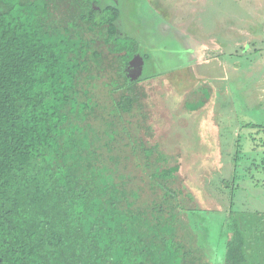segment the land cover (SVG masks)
<instances>
[{"label":"trees","instance_id":"obj_1","mask_svg":"<svg viewBox=\"0 0 264 264\" xmlns=\"http://www.w3.org/2000/svg\"><path fill=\"white\" fill-rule=\"evenodd\" d=\"M103 1L0 0V264H205L181 233L180 165L127 118L149 30Z\"/></svg>","mask_w":264,"mask_h":264},{"label":"rangeland","instance_id":"obj_2","mask_svg":"<svg viewBox=\"0 0 264 264\" xmlns=\"http://www.w3.org/2000/svg\"><path fill=\"white\" fill-rule=\"evenodd\" d=\"M109 1L134 23L157 9V42L143 30L153 59L133 70L144 97L127 118L164 166L180 165L181 233L205 264H226L230 242L237 264H264V0H138L135 12Z\"/></svg>","mask_w":264,"mask_h":264},{"label":"crops","instance_id":"obj_3","mask_svg":"<svg viewBox=\"0 0 264 264\" xmlns=\"http://www.w3.org/2000/svg\"><path fill=\"white\" fill-rule=\"evenodd\" d=\"M146 0H140V3L142 4V2H145ZM149 2H150V0H149ZM147 3V1L145 2V4ZM130 4L132 5V7H133V11H134V7L137 5L138 7H139V2H138V0H130ZM142 8V7H141ZM150 11H151V14H152V17L151 16H148V15H146V14H140L139 16L140 17H138L137 16V14L135 15V19H136V22H139V24L140 25H143V26H146L147 27V29L150 31V30H152V34H153V38H155L154 40H155V43L157 42V29L160 27V25L158 24V22H157V9L155 8V10H151L150 9ZM135 12V11H134ZM162 21V20H161ZM132 22V21H131ZM134 22V21H133ZM149 22H152V23H149ZM127 25H129V26H126V28H128L127 30H129V29H132L131 27H133V28H135L136 26H134V25H131V24H127ZM139 25V26H140ZM165 26V25H164ZM163 26V28H165ZM146 38H148L147 36H146ZM151 53V52H150ZM150 53H148L147 52V50H144L143 51V55H144V58L145 59H147L146 58V56H148L149 58L148 59H153V57H151L152 55H150ZM152 54V53H151ZM151 59V60H152Z\"/></svg>","mask_w":264,"mask_h":264},{"label":"flooded vegetation","instance_id":"obj_4","mask_svg":"<svg viewBox=\"0 0 264 264\" xmlns=\"http://www.w3.org/2000/svg\"><path fill=\"white\" fill-rule=\"evenodd\" d=\"M143 57V56H142ZM138 58V57H137ZM138 60V59H137ZM140 61V60H139ZM142 61H140V63H141ZM143 64V63H142ZM145 66H146V63H145Z\"/></svg>","mask_w":264,"mask_h":264}]
</instances>
